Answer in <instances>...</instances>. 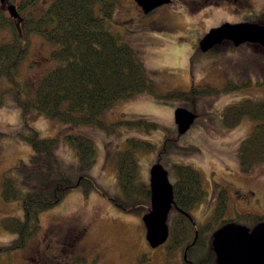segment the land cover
Here are the masks:
<instances>
[{
    "label": "rangeland",
    "instance_id": "rangeland-1",
    "mask_svg": "<svg viewBox=\"0 0 264 264\" xmlns=\"http://www.w3.org/2000/svg\"><path fill=\"white\" fill-rule=\"evenodd\" d=\"M136 13L132 3L118 0L112 20L107 23L113 33L134 48L155 92L187 91L191 84L209 87L215 92L168 98L141 93L115 102L101 115L107 128L73 127L36 112L22 115L12 90L13 83L1 80L0 92L6 91V94L0 107V246H7L17 238L16 233L2 227L1 220L22 218L20 198L5 200L1 195V179L5 174L18 180L20 175L9 169L19 160L27 162L33 154L32 147L21 137L28 127L42 137L86 135L93 141L95 157L86 171L94 183L91 191L84 194L81 187L68 190L59 203L39 214V228L26 247L0 252V264H185L182 251L169 248L168 239L154 248L148 244L142 216L149 210L150 201L143 205L145 209L135 211L123 210L112 202L113 198L123 197L117 185L116 154L128 147L127 139L132 137L151 145L134 149L142 184L149 186L150 170L156 164L167 171L171 183L175 180L174 164L191 165L199 171L205 195L191 211L194 238L208 234L199 232L210 219L218 186L228 189L225 218H235L250 228L256 225L255 220L238 217L239 214L249 213L264 219V162L245 173L240 170L237 159V148L251 133L255 121L243 117L233 128L225 127L221 121V113L228 105L244 98H264L261 47L252 43L233 46L224 41L201 52L195 50L198 40L194 35H177V31L187 27L182 17H176L167 29H160L156 23L136 27V18H133ZM53 48L44 38L33 35L16 76L35 86L55 64L51 55ZM227 78H249L254 83L223 92ZM177 108L195 114L184 133L178 131L174 119ZM139 119L154 121L158 126L146 128L131 123ZM50 157L65 174L74 178L80 175L77 154L63 138L50 151ZM18 189L21 193L34 190L20 183ZM176 214L177 210L171 207L169 229Z\"/></svg>",
    "mask_w": 264,
    "mask_h": 264
},
{
    "label": "trees",
    "instance_id": "trees-1",
    "mask_svg": "<svg viewBox=\"0 0 264 264\" xmlns=\"http://www.w3.org/2000/svg\"><path fill=\"white\" fill-rule=\"evenodd\" d=\"M114 9L115 0L53 1L38 27L45 40L54 46L51 55L55 64L34 87L24 83L23 86L16 84L12 89L22 115L36 112L64 125L107 128L101 115L119 100L141 93L168 98L215 92L209 87L192 85L187 91L156 93L134 48L110 30L107 22L112 20ZM23 55L21 45L0 44V81H14ZM236 88L240 86L227 83L222 91ZM25 89L33 93H24ZM5 94L6 91L0 92V107L4 104ZM243 117L255 121L253 130L237 148L239 168L247 173L256 164L264 162V98L241 99L228 105L221 113L222 124L227 128L237 126ZM131 123L146 128L158 126L156 122L144 119ZM21 137L32 147L33 154L27 162L19 160L9 169L20 175L18 180L10 175L2 176L1 195L5 200L20 198L22 218L5 217L1 220L2 227L16 233L17 238L7 246H0V252L26 247L39 228V214L59 203L68 190L81 187L83 193L88 194L94 187L92 179L86 176L95 157L91 138L79 133L42 137L29 127ZM61 138L77 154L80 167L77 178L65 174L50 157V151L58 146ZM127 143L128 147L116 154L117 185L123 197L113 198L112 202L123 210L135 211L145 209L143 205L149 204L150 192L149 186L138 179L139 167L134 149L151 145L133 137L128 138ZM173 175V199L177 214L169 229L168 247L180 249L185 256V264H217L212 233L226 223L236 222L235 218H225L228 189L217 187L210 219L199 232L208 234L194 238L191 211L205 195L201 176L197 169L186 164H174ZM19 183L34 190L21 193ZM238 217L254 219L255 224L264 220L261 216L249 213L239 214Z\"/></svg>",
    "mask_w": 264,
    "mask_h": 264
},
{
    "label": "water",
    "instance_id": "water-1",
    "mask_svg": "<svg viewBox=\"0 0 264 264\" xmlns=\"http://www.w3.org/2000/svg\"><path fill=\"white\" fill-rule=\"evenodd\" d=\"M144 13H148L170 0H137ZM223 40L233 46L244 43L257 44L264 54V24L255 22L222 23L212 27L199 41V48L206 52ZM174 119L178 131L184 133L195 119V114L184 108H177ZM149 210L143 214L145 237L151 247L164 243L169 236L168 215L174 207L172 183L167 171L160 165L150 170ZM212 247L217 264H264V221L252 228L241 223L229 222L212 233ZM185 258V257H184Z\"/></svg>",
    "mask_w": 264,
    "mask_h": 264
},
{
    "label": "flooded vegetation",
    "instance_id": "flooded-vegetation-1",
    "mask_svg": "<svg viewBox=\"0 0 264 264\" xmlns=\"http://www.w3.org/2000/svg\"><path fill=\"white\" fill-rule=\"evenodd\" d=\"M53 1L54 0H0V44L21 45V51L24 52L21 63L26 56L31 37L35 35L44 38L42 33L39 32L41 29L38 27V23L44 19ZM125 1L132 3L137 9V13L135 17H133L136 18L134 26L141 27L140 24H143V26L147 27L156 23L159 25L160 29H167L171 26L172 21L180 16L185 23H187V27L182 32L177 31V35H194L193 37L198 40V43L212 27H217L225 22L264 23V0H170L168 3L156 7L148 13H144L142 6L137 0ZM117 2L118 0H115V6ZM224 41L232 44L229 40H223L222 42ZM198 43L195 50L201 51ZM37 50L38 49L35 48L34 53ZM35 55L37 54L35 53ZM40 61L41 60H39L38 63ZM35 63H37V60ZM25 82V79L15 76L14 81L11 82L13 83L12 88H14L16 84L23 86ZM227 83L237 84L240 88H244L252 86L251 84H253L254 81L249 78H244L243 80L241 78H227ZM255 83L260 84L259 81ZM192 85L194 84H191V86ZM32 87L34 86L32 85ZM217 89L219 90L220 88ZM26 92L31 94L32 90L29 91V89H25L24 93ZM44 256L47 258L46 255ZM37 258L41 260L39 255Z\"/></svg>",
    "mask_w": 264,
    "mask_h": 264
}]
</instances>
